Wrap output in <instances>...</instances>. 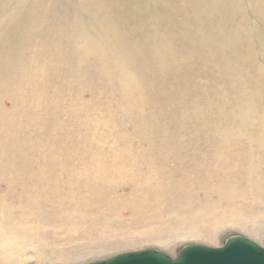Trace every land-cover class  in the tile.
<instances>
[{"label":"rangeland","instance_id":"rangeland-1","mask_svg":"<svg viewBox=\"0 0 264 264\" xmlns=\"http://www.w3.org/2000/svg\"><path fill=\"white\" fill-rule=\"evenodd\" d=\"M231 235L264 247V0H0V264Z\"/></svg>","mask_w":264,"mask_h":264},{"label":"water","instance_id":"water-1","mask_svg":"<svg viewBox=\"0 0 264 264\" xmlns=\"http://www.w3.org/2000/svg\"><path fill=\"white\" fill-rule=\"evenodd\" d=\"M87 264H264V247L244 236L231 235L219 247L184 245L174 257L156 249H143Z\"/></svg>","mask_w":264,"mask_h":264},{"label":"bare ground","instance_id":"bare-ground-1","mask_svg":"<svg viewBox=\"0 0 264 264\" xmlns=\"http://www.w3.org/2000/svg\"><path fill=\"white\" fill-rule=\"evenodd\" d=\"M79 176V175H78ZM82 177V176H81Z\"/></svg>","mask_w":264,"mask_h":264}]
</instances>
